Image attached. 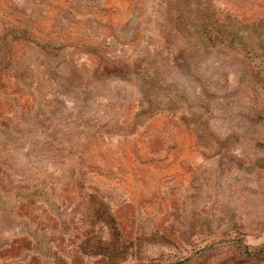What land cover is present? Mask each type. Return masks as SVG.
I'll use <instances>...</instances> for the list:
<instances>
[{
	"label": "rangeland",
	"instance_id": "obj_1",
	"mask_svg": "<svg viewBox=\"0 0 264 264\" xmlns=\"http://www.w3.org/2000/svg\"><path fill=\"white\" fill-rule=\"evenodd\" d=\"M0 264H264V0H0Z\"/></svg>",
	"mask_w": 264,
	"mask_h": 264
}]
</instances>
